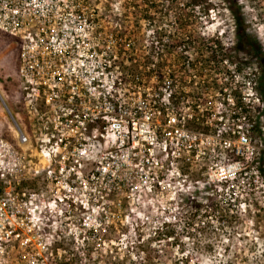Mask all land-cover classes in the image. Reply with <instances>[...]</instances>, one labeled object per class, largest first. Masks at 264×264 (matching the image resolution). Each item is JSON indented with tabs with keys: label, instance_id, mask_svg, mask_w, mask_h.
I'll return each mask as SVG.
<instances>
[{
	"label": "built area",
	"instance_id": "obj_1",
	"mask_svg": "<svg viewBox=\"0 0 264 264\" xmlns=\"http://www.w3.org/2000/svg\"><path fill=\"white\" fill-rule=\"evenodd\" d=\"M93 10L84 0H0V30L20 42L19 87L28 113L27 121L19 122L8 110L15 141L0 135V240L6 243L46 250L36 244L44 236L46 192L30 188L43 168L57 191L91 181L107 195L172 188L169 180L205 159L214 161L207 175H216L220 190L244 182L249 167L256 180L262 178L260 149L252 139L260 131V116L244 96L250 114L236 106L232 89L245 93L237 68L224 61L237 78L224 89L225 112L216 103L209 132L192 128L199 90L187 88L197 75L185 71L177 79L171 65L162 72L160 89L144 86L142 74L130 70L134 63L123 59L124 38L96 20ZM150 81L157 83L155 73ZM172 97L179 104L171 103ZM97 140L103 150L94 154ZM96 157L84 181L82 170Z\"/></svg>",
	"mask_w": 264,
	"mask_h": 264
},
{
	"label": "rangeland",
	"instance_id": "obj_2",
	"mask_svg": "<svg viewBox=\"0 0 264 264\" xmlns=\"http://www.w3.org/2000/svg\"><path fill=\"white\" fill-rule=\"evenodd\" d=\"M84 1L91 2L94 18L106 23V29L116 26H109L108 16L119 14V25L126 26V30H122L137 49L156 42V29H172L179 20L193 24L196 29L191 32H195L199 43L210 41L212 38L208 39V35L215 34L233 47L238 22L233 10L239 14V23L264 48V0H207L210 3L208 14L201 13L197 7L190 17L193 22L188 20L192 12L188 0ZM114 31L122 36L120 31ZM199 46L188 48L189 56L183 58L186 62L169 59L174 64L177 79L185 71L197 75L187 88L194 91L203 90L204 82L209 81L214 86L215 80L223 81L222 77H213L208 72L198 76L200 71L187 66L189 61L201 56L204 47ZM19 51V40L0 30V135L11 141H15L14 123L8 110L19 122L21 119L16 113L14 98L20 84ZM228 52L222 55V61L226 60L232 69L237 68V84L245 90L244 99L256 105L261 133H252V139L263 149L264 102L260 96L258 57L249 46ZM178 53L186 56L184 50ZM126 55L129 54H123V59L131 64ZM185 78L189 81L188 75ZM35 145L34 140L30 142V149ZM100 150L103 147L97 140L94 154ZM97 161L98 157L88 159L82 170L84 181ZM213 163L212 159H205L192 168L183 169L180 176L169 180L168 184L174 185L172 188H159L158 193L144 188L108 195L106 190L99 192V184H91V181L76 183L71 191L66 188L57 191L58 186L50 183L43 168L37 178L31 180L30 188L46 192L44 224L41 225L44 236L36 240V244L42 242L40 245H45L46 250L37 245L27 247L6 242L0 248L13 249L8 257L13 264L15 260L20 264H264V173L260 170L262 178L256 180L249 167L248 175L242 173L244 182H237L235 188L227 186L220 190L216 175L210 179L207 175ZM45 165H48L47 159ZM23 248L29 254L21 253ZM13 258L16 259L13 261ZM5 262L0 258L1 264Z\"/></svg>",
	"mask_w": 264,
	"mask_h": 264
},
{
	"label": "trees",
	"instance_id": "obj_3",
	"mask_svg": "<svg viewBox=\"0 0 264 264\" xmlns=\"http://www.w3.org/2000/svg\"><path fill=\"white\" fill-rule=\"evenodd\" d=\"M187 4L191 7L192 10V12L188 14V20H190V22L194 21L193 19L191 20L190 17L196 11L197 7H200V11H202L201 13L204 14H208V10L210 8V3H207V0H188ZM148 18H150V16ZM120 20L121 18L119 14H110L106 22L109 23L110 27L116 25L115 28L112 27L111 29L121 32L120 34L124 38V41L121 44V51L122 53L129 54L126 55V59L130 60L131 63H134L130 67V70L133 74L139 72L142 74V82L144 86L150 85L153 86V88L160 89L163 86L164 81V75L162 72L165 71L168 66L174 65L171 61H169L171 57L182 59V61L186 62V60H183V58H188V48H193L199 45L200 48L201 46L204 47V51L201 50V56L197 59L192 60L191 62L189 61V64L187 66H191L190 69L196 68L198 71H200L198 73L199 76H205V72H208V75H211L213 77H222L223 81L218 82L217 80H215L213 82L215 87L211 85V82L209 81L204 82L205 84L203 86L205 87H202L203 90H200L195 98L194 108L196 115L192 120H190V126L192 128L201 129L209 132L210 127L207 123V120H209L212 114L215 113L216 103H220V112H225L228 107V104H226V101L222 98L225 94L224 89L226 87H232L234 82L230 69L226 66H223L224 61H222V55H224V53L229 54L228 51L236 48L245 49L248 47V45L244 42L242 44H236L237 46L235 45L232 47L226 45V43L223 42L221 38L215 34L208 35V39L212 38L210 41L199 43L197 41V36L194 34L195 32H191L196 29L193 24L189 25V23H185V21L182 22L179 20L174 22L177 24L176 26H172V29L167 27H160L156 29V40H154L156 42H151L150 46H142V48L137 49V47L132 46V43H128L130 38L127 37L126 31H124L126 30V26L123 25L122 28L124 30H122L121 26L119 25L121 23ZM179 30L189 31V33H180ZM242 32L245 33V29H242ZM178 47H180L182 51L184 50L186 52L185 57L178 53L179 51H181L177 49ZM256 54L258 57L257 60L259 67L261 68L260 76L258 78V81L261 86L260 96L262 97V100L264 102V53L258 52ZM135 58L136 62H133ZM125 67L129 68L128 65H126ZM153 73H155L156 78L158 79L157 83H151L150 81L151 75ZM210 85L212 88L209 87ZM231 93L236 100V106H241V111L246 115L250 114V110L246 108L241 91L237 89H232ZM191 96L194 95L191 94ZM171 103H173L174 105L179 104V100H177L175 97H172ZM197 105H206V107L200 109L199 107H197ZM255 128H258V126ZM256 133L260 135L261 132L258 131ZM256 161L263 174L264 148L258 150Z\"/></svg>",
	"mask_w": 264,
	"mask_h": 264
},
{
	"label": "flooded vegetation",
	"instance_id": "obj_4",
	"mask_svg": "<svg viewBox=\"0 0 264 264\" xmlns=\"http://www.w3.org/2000/svg\"><path fill=\"white\" fill-rule=\"evenodd\" d=\"M231 1V0H230ZM234 12V16L236 18V20L238 21L236 24V28H235V35H236V42L235 44H242V43H246L249 46L250 51H252V53L256 54L258 52H263V45L258 41L255 40L253 36L248 34V31L239 23V14L237 12H235V10H233ZM242 29H245V33L242 32ZM246 35V36H245ZM245 36V37H244ZM257 55V54H256ZM15 101H16V106H17V114L18 116L22 119V121H27L28 118V113L25 107V98H24V94L23 91H21V88L18 87V95L15 97ZM4 241L0 240V246L1 244H3ZM13 249L10 250H5L4 248H0V258L1 259H5L6 262L3 264H13L12 262H10L8 260V257H10L9 252H12ZM22 252H26L27 254H29V251H27L25 248L21 249L20 251ZM16 258H13V261ZM16 264H20V261H16ZM1 264V263H0Z\"/></svg>",
	"mask_w": 264,
	"mask_h": 264
}]
</instances>
